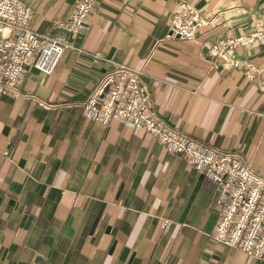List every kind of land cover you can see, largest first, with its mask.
<instances>
[{"label":"crops","instance_id":"obj_1","mask_svg":"<svg viewBox=\"0 0 264 264\" xmlns=\"http://www.w3.org/2000/svg\"><path fill=\"white\" fill-rule=\"evenodd\" d=\"M48 35L78 0H23ZM179 0H101L51 74L0 99V264H264L210 238L215 185L144 130L87 121L80 103L119 64L142 68L168 125L241 154L264 177V42L224 69L208 49L246 31L264 0H185L218 13L163 43ZM148 61L146 62V60ZM247 66L251 77L246 76ZM248 72V71H247Z\"/></svg>","mask_w":264,"mask_h":264},{"label":"built area","instance_id":"obj_2","mask_svg":"<svg viewBox=\"0 0 264 264\" xmlns=\"http://www.w3.org/2000/svg\"><path fill=\"white\" fill-rule=\"evenodd\" d=\"M101 0H78L65 22H54L48 35L31 28L33 13L23 0H0V99L16 91L31 69L51 74L67 44L57 36L65 31L77 35L85 28ZM218 13H201L185 0H179L170 18L163 43L171 38L187 41L206 26L214 25ZM264 42V12L243 33L214 44L208 54L221 60L224 69L236 67L234 53L239 48ZM148 59L146 60V62ZM119 64L98 78L80 103L85 120L108 125L118 121L133 130H144L172 154L183 158L191 168L206 176L216 189L212 206L217 214L210 233L216 245L241 251L255 260L264 256V177L236 152L209 145L166 124L153 109L142 68ZM246 76L251 77L247 66ZM264 89V83L261 85Z\"/></svg>","mask_w":264,"mask_h":264}]
</instances>
